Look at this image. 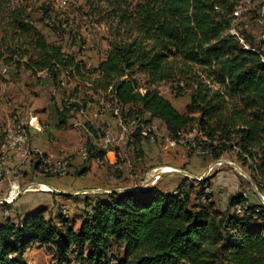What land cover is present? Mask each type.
I'll return each mask as SVG.
<instances>
[{"label":"trees","instance_id":"trees-1","mask_svg":"<svg viewBox=\"0 0 264 264\" xmlns=\"http://www.w3.org/2000/svg\"><path fill=\"white\" fill-rule=\"evenodd\" d=\"M12 1L0 0V67L42 72L61 87V124L70 111L115 107L122 122H136V148L140 136L149 139L139 126L149 131L153 119L174 141L195 127L203 156L233 153L264 190V52L235 23L236 12L246 15L255 0H98L103 5L93 10L108 37L94 66L46 41L34 22L47 7ZM160 84L175 98L188 94L183 112ZM87 128L93 141L85 143V161H92L104 152L93 144L98 130ZM181 184L175 193L149 185L86 200L76 228L61 213L45 217L44 208L17 215L20 223L0 221V264H27L24 254L34 245L51 255V264H264L263 203L245 204L240 191L222 210L200 200L209 196L204 189L192 202V183Z\"/></svg>","mask_w":264,"mask_h":264},{"label":"rangeland","instance_id":"rangeland-1","mask_svg":"<svg viewBox=\"0 0 264 264\" xmlns=\"http://www.w3.org/2000/svg\"><path fill=\"white\" fill-rule=\"evenodd\" d=\"M15 1L16 0H13L12 2ZM30 1L31 5L35 9H39V7L42 5L48 8L46 17L44 19L41 18L40 20L39 18L44 14L42 11H39L37 15L35 14L37 20L34 22L38 30L44 35L46 41L60 44L63 50L66 52L74 54L78 58H83L87 65L94 66L97 64L99 59L104 57V53L107 48L106 40L108 37V32L103 21L100 20L102 16L93 10V7L97 5L102 6V3H99L98 0ZM250 7L251 11L246 13L244 16H241V9L236 12L237 19L235 23H237L242 29H245L252 43H254L255 46L264 52V0H255L254 4H252ZM232 32H235V30L232 29ZM0 70L1 73H3V78L5 79L4 81L0 82L1 140L2 133L7 127H9L8 124L4 123L6 120L10 123V125H12L13 117L15 115H19L25 119L26 115L31 113L34 117H36L34 114L36 112H40L41 109L45 110L47 104L55 105L58 103V101L61 102L63 89L52 84L48 77L47 78L49 80H47L49 83H47V80H44L45 75L42 72H32L31 70L25 69L23 67L19 68V70L16 72V70H13V68L8 66H4L2 68L0 67ZM73 85V82H69V84H66L65 86L71 88ZM158 89L160 93L167 97L180 112L184 111L185 104L188 101V94L179 98H175L169 91V85L160 84ZM69 115L68 123L65 124L66 130L74 131L79 129L82 131L84 129L83 126L88 127V125H92L94 129L98 130L99 133L105 129L113 131L119 130V111L115 107L104 108L101 106V104H96L84 112L70 111ZM106 118L114 119L116 126L108 124ZM34 122L38 124V126H42L39 120H35ZM149 128H151L149 131H153L154 141L152 135H149L150 140L148 139V136L147 139L153 144H162L164 139V130L162 129L161 125L158 124V122H151ZM193 136L194 138L198 136V139L195 138V144L201 147V136L195 127L187 132H182L179 141L168 140L170 136L167 137V141L173 144L181 145L183 147V151L188 152L190 151L189 143H192ZM132 138L133 137L128 138L126 145H121L114 148L117 154L118 162L122 163V165H125L123 171H121L120 174L128 173L129 165H133L130 163L131 161L128 163V160H131V153H133L137 162L142 163L143 161V156L139 148L132 147L133 149H131ZM19 149H17V152L20 155L17 154L15 156V160H22L20 156L24 155V152L27 153L28 150L25 149L19 151ZM202 153V149H199V151H197V155L194 154L190 157H200L204 155ZM36 159V154H32L31 172L34 177H41V171H36L34 169ZM9 161L10 158H2L1 167H11ZM212 161H215V164H212L208 167V170L204 176H202L201 173L196 174L197 177L188 174L186 176L188 177L186 182H182L184 178H180L181 176H174L175 183L178 182L176 187L172 190H169L171 188L165 186V189L175 193L177 191V187L181 183H192L190 187V197L192 202H194L196 199L195 195L200 194L202 189H204L209 193V196L207 195L208 198H206L207 196L201 197L200 200L206 204L208 202H212L215 207L222 210L227 206L228 198L240 191L241 195L246 198L245 204H248L249 202L257 203L258 200L259 202L263 203L260 201L258 194L264 198V190H258L257 186L249 175L250 173L236 160L233 153H224L220 159ZM158 162L162 163L161 159H159ZM199 163H196V166H198ZM201 165L202 164H200V166ZM112 166L111 160H108L107 163L101 166L92 164V166H89L88 171L83 174V177L89 175V178H94L95 170H102V175L105 178L104 182H107L108 184H116L115 181L119 179V173L114 171ZM182 167H184V165L180 166V168ZM168 169L169 168H165L164 170L168 171ZM170 171H174L176 173L177 169L171 168ZM31 172H22L20 175H10L8 178H6L7 169H0V187L6 186L5 188L8 190L9 184L13 181L17 182L19 187H26L31 181ZM131 172L134 173L136 170ZM131 172L129 173L131 174ZM27 177H29L30 180L26 182L24 179ZM19 179L24 180L22 184L19 182ZM130 183L139 184L140 179L133 178L132 181H129V184ZM3 194L4 192L0 191V195ZM88 194L89 193H86L84 195ZM94 195H97L96 192ZM58 198L59 199L57 203H59V207L56 214H63L64 218L72 224L73 228H76L79 225V216L81 217L83 208L79 214L77 211L80 209L75 205L78 201L76 198L66 197L65 195L58 196ZM90 202H93V200ZM2 208L3 206H0V221H5L1 212ZM13 209L14 206H11V212ZM62 211H65V214ZM242 212L243 210H241V212L237 211L236 213L241 214ZM9 219L11 220V215L8 216L7 220ZM115 254L116 251L113 250L111 255L113 256ZM23 259L26 263L29 261L31 264H51L53 262L49 253H47L43 248H39L35 245L26 251Z\"/></svg>","mask_w":264,"mask_h":264},{"label":"crops","instance_id":"crops-1","mask_svg":"<svg viewBox=\"0 0 264 264\" xmlns=\"http://www.w3.org/2000/svg\"><path fill=\"white\" fill-rule=\"evenodd\" d=\"M47 79V77L44 78V80ZM48 80L46 81L47 83H49ZM59 105V101L55 105L47 104L45 110L41 109L40 112H36L34 114L37 118L32 115L33 121L39 120L43 127L41 129H31L29 132V138H26L23 145L12 148L14 150L9 149L7 151H17V149L19 148V151L25 150L29 148L30 144L32 147L40 149L36 151V156L38 158L41 155H45V152L68 154L76 151L80 148V146L81 150H83V147L84 150H86L85 143L88 140L93 141L92 132L85 126H83L84 129L82 131L79 129L74 131L66 130L65 124L68 123L69 118L66 119L65 123H60L59 115L57 113V107H59ZM106 120L108 124L116 126V122L114 119L106 118ZM151 122H158V124H160L162 129L164 130V139L162 144H153L149 141L150 139L148 140L143 136H140L137 144L141 150L143 161L142 163L137 162L134 158L133 153H131V160H128V163L131 161L130 163L133 165H129L128 173L118 174L119 179L115 181L116 184H108L107 182H104L105 178L102 175V170H95L94 178L91 177L93 179L89 178V175L83 177V174L88 171L89 166H92V164L96 163L94 161H85L79 154H76L72 160L70 172L68 175L59 178L43 177V175L41 177H38V181H42V183H45L46 185L51 187L52 191L47 192L38 190L21 194L13 202V206L15 209H17V211H12L11 213H9L4 217V220L6 221L8 216L11 215V221L15 223L17 221V223H20V221L17 220L19 219L17 215L22 218V216L28 211H34L40 208L45 209L43 213L45 217L53 218L57 215L56 213L59 207V203H57L59 199L58 196L63 195H65L66 197H73L78 200L75 205L80 209L77 211L80 214L82 208L84 211L86 200H95L97 197H102L105 193H109L112 191L120 192L128 187L141 186V184L136 183L129 184V181H132L133 179L129 172L133 170H136V172L138 171L137 173L139 175V178H143L145 175H152L153 173L154 175L156 173H160V177L155 178L154 181L150 184L157 185L162 190L168 191V189H165V186L170 187L171 189L169 190H172L178 184V182L175 183L174 176H181L180 178H185L188 174H190L197 177L196 174L200 173L202 176H204L208 170V167L212 164H215V161H212L209 156L190 157L194 154H185L181 145L173 144L167 141L168 135L163 123L160 120L153 119ZM168 140L171 139L169 138ZM17 154L19 153L16 152L15 156ZM20 158H22V160H25L27 158V153L24 152V155L20 156ZM159 159H161L162 163L158 162ZM10 161L9 163L11 164ZM196 163H199V165L196 166ZM200 164L202 165L200 166ZM181 165H184V167L180 168ZM169 167L174 169L176 168V173L174 171L164 170L165 168ZM30 179L29 177H27L24 180L27 182ZM24 180L19 179V182L22 184ZM10 184H17L19 186V184L14 181ZM5 187L6 186L0 187V191L4 192L6 190ZM95 192L97 195H94ZM86 193L89 194L84 195ZM78 223H80V221ZM27 263L31 264L29 261H27Z\"/></svg>","mask_w":264,"mask_h":264},{"label":"built area","instance_id":"built-area-1","mask_svg":"<svg viewBox=\"0 0 264 264\" xmlns=\"http://www.w3.org/2000/svg\"><path fill=\"white\" fill-rule=\"evenodd\" d=\"M103 106H106V104H104ZM4 123L10 126V123L7 120ZM42 127L43 126H36V123L32 119V114L28 113L22 124V131H24V138H29V132L31 129H41ZM139 127L147 135H152L154 141L153 131H148V125H140ZM135 129L137 128H132V126H130V118H128L127 122H119L118 131L103 130L102 133L100 134V136L109 135V145L107 147H104V149H106V159L112 161V165H113L112 167L114 171H116L117 173L123 171L125 165H122V163L118 162L117 154L114 148L117 146L126 145L128 138L132 136V133L135 131ZM18 141L21 140H16V134H12V132H10L9 142L0 143V169H7L6 178H8V176L10 175H20L22 172H31L32 154H36V151L40 150L39 148L32 147L29 144V148L27 150V158L25 160H15V153L17 151H4V144L18 143ZM189 144H190V151L184 152L185 154L192 153L197 155V151L203 148L195 144L194 136L192 137V143ZM132 147L133 145L131 146V149ZM76 154H79L84 160H86L87 150H81V146H80L79 149L73 151L70 154H56V153L45 152V158L47 159V167H50V162H57L56 175L54 177L59 178L69 174L72 160ZM2 158H11V167H1ZM153 175L154 173L152 175H145L143 178H139L138 173L131 172V177L139 178L140 179L139 184H141V186L143 187L147 186L149 183H152L154 179L160 177L161 174L156 173L154 176ZM132 187L137 189L139 186H132ZM182 189H183V184H180L177 187V191L179 192ZM38 190L50 192L52 191V188L46 185L45 183H42V181H38V177H34L31 172V181L26 187L12 186V188L5 190L3 195H0V206H3V208L1 209L2 215L11 213V209L8 208L6 205L12 206L13 202L21 194L29 191H38ZM241 210H243V207H240L239 205L235 207V211L241 212Z\"/></svg>","mask_w":264,"mask_h":264},{"label":"bare ground","instance_id":"bare-ground-1","mask_svg":"<svg viewBox=\"0 0 264 264\" xmlns=\"http://www.w3.org/2000/svg\"><path fill=\"white\" fill-rule=\"evenodd\" d=\"M105 107H107V106H105ZM24 120L25 119H23L19 115H15L13 117L12 125L7 127L6 130L2 133L0 143L1 142H9L10 132H12V134H16V140H21V141H18V143H5L4 144V151L15 148V147H19L25 143L26 138H24V131H22V124H23ZM120 122H122L121 119H120ZM36 126H38V125H36ZM130 126H132V128H136L137 124L134 120H130ZM105 130H109V129H105ZM101 133H99V132L97 133L98 138H95V141L93 144H95L100 150H102L104 152V154L102 155V157H96V158L92 159V161H94L97 165H100V166L104 165L108 161L106 159V149H104V147H107L109 145V135L100 136ZM0 136H1V134H0ZM83 150H84V147H83ZM38 158H40V156ZM56 169H57V162H50V167H47V159L46 158H43L41 163L38 166V170L41 171V173H42L41 175H43V176H47L45 174H50V176L54 177L56 175ZM169 170H171L170 167H169L168 171ZM12 186H18V185L17 184H9V189L12 188ZM87 211H88L87 214H90L91 208L89 207ZM63 213L65 214V212H63ZM7 215L8 214H5L4 217Z\"/></svg>","mask_w":264,"mask_h":264},{"label":"water","instance_id":"water-1","mask_svg":"<svg viewBox=\"0 0 264 264\" xmlns=\"http://www.w3.org/2000/svg\"><path fill=\"white\" fill-rule=\"evenodd\" d=\"M183 172H184V171H183ZM142 188H143V186H139L137 189L134 188V187H128V188H126L125 190L138 191V190H140V189H142ZM258 197H259L260 201H262V202L264 203V201H263V197H262L261 195H259V194H258Z\"/></svg>","mask_w":264,"mask_h":264}]
</instances>
